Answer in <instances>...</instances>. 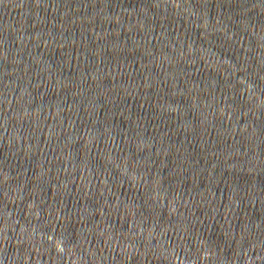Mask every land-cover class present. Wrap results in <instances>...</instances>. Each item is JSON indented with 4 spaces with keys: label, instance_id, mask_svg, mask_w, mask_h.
<instances>
[{
    "label": "water",
    "instance_id": "1",
    "mask_svg": "<svg viewBox=\"0 0 264 264\" xmlns=\"http://www.w3.org/2000/svg\"><path fill=\"white\" fill-rule=\"evenodd\" d=\"M0 264H264V0H0Z\"/></svg>",
    "mask_w": 264,
    "mask_h": 264
}]
</instances>
